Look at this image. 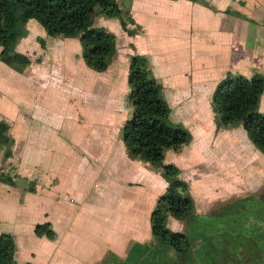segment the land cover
<instances>
[{"label":"crops","instance_id":"1","mask_svg":"<svg viewBox=\"0 0 264 264\" xmlns=\"http://www.w3.org/2000/svg\"><path fill=\"white\" fill-rule=\"evenodd\" d=\"M119 2L130 10L140 26V32L131 36L121 23L119 25L114 21L112 24L120 32L117 34L119 57L104 72L89 68L84 61V68L91 69L86 70L87 84L80 88L75 83L73 86L68 84L71 93L78 87L79 91L75 93L77 98L85 97L87 100L85 112L79 114L80 121L73 126L56 125L63 108L52 98L46 99L42 93L46 85H51L54 90L63 85H60L59 79L49 81L46 73L33 65L34 59L43 64L46 53L50 51L57 56L67 54L70 59L73 53L78 56V44L71 41L72 38L56 39V44L49 47L48 37L43 33V44H37L38 49L29 50V45L32 46L34 42L31 33H35L30 27L28 36L17 48L22 47L19 51L28 54L32 64L23 71L0 64L12 79L16 74L29 78L26 86L33 87L37 95L29 98L28 104L36 101L35 105L40 107L32 110L22 106L21 110H17L10 100L13 107L7 109L4 104L5 107L2 106L0 110V119L10 123V134L14 139L12 155L5 161L6 166H0L15 174L17 181L16 185L0 182V225L4 226L0 232L14 235L20 264H109L111 259L108 255L116 253L124 256L134 242L153 243L151 215L158 199L168 188L162 166L154 167L148 162L131 158L122 136L129 114L112 124L111 116L104 114L105 106L99 102V109L95 108L94 100L96 86H102L104 94H100V98L110 111L112 99L117 97L124 101L126 109L129 108L127 97L130 87H127L126 80L135 53L149 59L154 75L163 85L164 97L172 109L171 117L176 122L186 120L191 126H197L195 129L200 134H204L202 138L194 136L189 147L168 149L164 162L181 168L191 188L201 184L202 189H207V203L198 205L197 212L201 213L206 207L212 212V207L216 205L213 203L214 196L222 194L224 187L229 189L224 191L231 194L240 187L237 180L242 178L237 175L236 178L235 175L219 178L213 183L214 186L205 179L204 174L209 176L212 173L203 170L206 169L204 156L201 155L204 142L200 141L210 139L212 134L220 135L223 130L216 131L211 102L217 85L230 68L228 62L224 70L222 66L218 68L215 59L221 57L228 61L233 57L228 53L224 55L219 48L232 47L234 61L231 67L237 73L248 72L245 70L248 69V55H251L253 62L256 52L254 38L257 36L253 31L240 32L236 15L221 11L227 10L228 2L235 9L236 0ZM213 6L218 13H214ZM97 18L95 22L104 17ZM98 25L103 26L101 22ZM249 39L252 40L249 42ZM131 44L135 46L134 51ZM213 45L216 47L212 48ZM31 51H34L33 55ZM217 70H220L219 74ZM113 78H118L123 91L119 96L113 95L114 98L109 92L112 83L115 85L117 82ZM37 82L41 84L39 91L35 88ZM0 94V101L7 102L1 91ZM70 113L76 115L72 111ZM46 118L49 119L47 122ZM100 118L109 123H95ZM207 121L208 127L205 126ZM229 129L240 130L246 138L242 126ZM232 140L236 142L235 138ZM250 141L247 139L243 143L246 142L251 148L248 145ZM260 151L258 154L261 158ZM261 161L263 163L252 161L250 168L253 167V172L256 164L257 172L264 173V160ZM262 175V180L254 187L257 191L264 185ZM218 207L215 210L222 209L223 205ZM47 222L56 232L53 239L40 237L35 232L38 224ZM186 222L173 216L168 218V226L174 231L185 232ZM8 226L10 230H7Z\"/></svg>","mask_w":264,"mask_h":264},{"label":"trees","instance_id":"2","mask_svg":"<svg viewBox=\"0 0 264 264\" xmlns=\"http://www.w3.org/2000/svg\"><path fill=\"white\" fill-rule=\"evenodd\" d=\"M99 16L119 19L129 35L140 32L132 13L122 7L119 0H0V60L18 71L32 63L30 56L17 47L20 40L28 36L26 22L33 19L52 37L78 38L86 65L104 72L118 54V36L96 24L95 19ZM128 83V100L133 105V114L123 127L127 152L133 159L154 167L162 166L168 183L166 193L158 199L151 215L152 235L158 243L146 244L149 250L150 247L153 250L162 248V252L165 248L162 264H224L226 260H230L229 264H264V198L237 213L210 214L196 220L195 202L182 170L175 164L164 163L166 151L180 150L188 145L192 134L184 125L171 120L172 109L164 98L163 85L154 75L149 59L139 54L132 56ZM263 94L264 75L249 78L227 74L217 85L211 103L218 128L242 126L252 143L264 154ZM10 128L8 121L0 120V150L4 151L5 160L13 152L14 139ZM1 169L0 182L16 185V175ZM251 207H255L254 222L247 220L246 212ZM170 216L185 219L187 230H172L168 226ZM207 226H211L209 231ZM35 232L40 237H56L49 222L38 224ZM215 235L216 238L221 236L222 240L210 239L214 243L210 247L201 245L207 236L209 239ZM195 242L198 244L194 245ZM232 242L234 251L231 249L229 255L215 253L217 245L228 248ZM196 249L205 253L204 260L195 257ZM16 255L14 236L0 232V264H19ZM130 262L134 264L133 259Z\"/></svg>","mask_w":264,"mask_h":264},{"label":"rangeland","instance_id":"3","mask_svg":"<svg viewBox=\"0 0 264 264\" xmlns=\"http://www.w3.org/2000/svg\"><path fill=\"white\" fill-rule=\"evenodd\" d=\"M234 1L235 0H233V2ZM236 2H237V6L235 5V9H233V6H231L232 3L228 2L229 6L227 7V10H225V11L221 10V11L224 14L230 12V14L236 15L235 17L238 18V21L240 24V27H239L240 32L241 31H245V32L253 31L254 35L257 36L254 38V42H256V52H255V55L253 58V62H252L251 55H248V58H249L248 69L247 68L245 69V70H248V72H247L248 74L244 73L243 71L240 73H237L238 71H236V69L235 70L232 69V67H231L232 61H234V55H233L234 50L232 49V47H224L223 50H220V48H219V51L224 52V55H225V53H228L233 58H231L228 61H226V59H224V58L222 60L221 57L215 59L217 67L220 68L222 66L223 70H224V67L227 66L226 62H228V64H229L228 68H230L229 69L230 71H228L229 72L228 74L244 75V76L249 77V78H252V77H255L258 75H264V0H236ZM213 11H214V13H216L218 11V9L213 6ZM103 17L104 18L99 19V21L97 20L96 24L98 25V23L101 22L103 26H106L107 28L109 27L110 30L113 31L114 33L120 34V32L118 31V27H116L112 23H115L114 21H117L120 25L121 21L117 18H109L106 16H103ZM96 19H98V18H96ZM26 23H27L28 31L30 30V27H32L33 32L36 33V35H35V33H33V34L31 33V35H32L31 39H33L34 42H33L32 46L29 45L30 46L28 48L29 50H31V49L33 50V48L38 49V45H40L42 40H44V34L48 37L46 39H48L47 43H48L49 47L53 46V44H56L54 42V41H56V39H61V40L66 39L64 37H52V36L48 35L46 30L44 29V27L36 20L31 19V20H28ZM135 35L136 34L131 35V36H135ZM26 37H23L19 43H21L22 40H24ZM249 37H250V35H249ZM50 39H51V41H50ZM52 39H54V40H52ZM251 40L249 39V42ZM71 41L78 44L77 45L78 46V56L74 55V53H73V55L71 57L72 59H70L67 54H66V56L65 55L57 56L54 54V51H50V52L46 53V56L44 58L45 62L43 64L39 63L38 62L39 60L35 61V59H34V61H33L34 62L33 65L35 67L42 69L44 71V73H46L49 81L52 78L53 79H59L60 85H63L62 87H56L55 90L52 88L51 85H46V86H44V88L42 90V93L46 97V99L52 98L53 102L60 103L61 109L63 108L62 115L59 117V119L56 122V125H59L61 127L73 126L75 124V122L80 121L79 114H83L85 112V109L87 108L86 98L85 97H78L77 98V96L75 94L77 91H79V88L81 85L87 84L86 79L88 78V76L86 73L87 69L84 68L85 63H84V59H83L84 58L83 57V47H82L81 43L79 42L80 40H78L77 38H72ZM50 42L52 44H50ZM246 42H247V39H246ZM45 43H46V41H45ZM41 44H43V43H41ZM118 45L119 44H117V47H118ZM130 47H131L132 51L135 50L134 44H131ZM215 47L216 46H214V45L212 46V48H215ZM21 48H19V50H22ZM1 49L2 48L0 47V52H1ZM31 52L33 55L34 51H31ZM69 53L71 54L70 50H69ZM118 54H119V52H118ZM117 57H119V56H115L113 58L112 62ZM112 62L110 64H112ZM130 63H131V61H130ZM0 64H5V63L0 60ZM7 66L9 67V65H7ZM10 69H13V68L10 66ZM89 70H91V69L88 68L87 71H89ZM216 73L219 74L220 70H217ZM37 78H39V77L37 76ZM117 79L114 80V78H113V81H117ZM222 79H224V78L222 77ZM73 83H75L79 88L78 87H77L78 89L75 88L73 90V92L71 93L69 91L70 88H68V86L69 85L73 86L72 85ZM0 84H1L0 85L1 86L0 91L5 96V99L7 100V102L0 101V110H2V106H4V104L7 105V109L10 106L13 107L12 104L10 103V100L12 101V103L14 105H16L17 110H21L22 106L27 108V109L30 108L32 110L36 109V108H40L39 106L35 105L36 101H31L28 104L29 98H34L37 94H36V91L33 87L31 89V87L28 88L26 86L29 84V78L27 76L23 77L21 75L16 74L15 78L12 79L8 75V72L6 71V69L0 67ZM45 84H47V83H45ZM40 85L41 84L39 82H37V85L35 86L37 91H39ZM126 85L129 88L128 79L126 80ZM105 90H106V88H105ZM120 91L123 92L121 90L120 83L118 81L116 82L115 85H113V83H112V86H110V91H109L110 96L112 98H114L113 95H115V94L119 96V94H121ZM68 92H69V96H68ZM95 94H96L95 98H94L95 108L99 109V107H100L99 102L101 104H103L105 106L104 114L111 116L112 124H115L117 119H124L125 114H127V115L129 114V116H127L126 119L127 118L129 119L132 116L131 111L133 110V108H132L133 105L129 102L128 97H127V101L130 103L129 108L126 109L124 106V101L122 102L121 100H119V97H117L116 99H112V102H111L112 111H110L109 108L107 107V104L100 98V94L101 95L104 94L102 86H96ZM164 98H166V97H164ZM12 110H13V108H12ZM50 110L51 109H49V111ZM261 110L264 112V94H263L262 99H261ZM70 111L74 112L76 115L72 116ZM214 115H215V112H214ZM0 120H5V119H0ZM47 120H49V119L46 118V122H47ZM171 120L174 123H181L182 125H184L192 134V137H193L192 141L194 140V136L196 138H197V136H199L201 138L204 136V134L199 133L198 129H195V127H197V126H191L190 123H187L186 120L176 122L172 117H171ZM214 122L216 124V131L223 129L222 132L220 133V135L217 134L216 136H214L212 134L210 136V139H208L206 141H205V139L200 140L201 142H204V144L202 145V148H201V155L204 156V160H205V166L204 167L206 169H203V170L205 172H207L208 174L212 173L209 176L207 174H204L205 179H207V181L210 182L213 186H214L213 183L216 182L217 179H219V178L220 179L230 178L232 175H235V178L237 175V176H239L238 178H242V180L241 179L237 180V184H238L237 186H240V187H239V189L236 190V192L234 194H231V192H229V191L225 192L224 190H229V189H227V187H224L222 194L219 193L217 195L218 198H216L217 196L216 197L214 196L215 202H213V203H216V205L214 207H212V212H209L210 208L206 207V209L202 210L201 213L197 212V206L200 205L201 203H202V205L203 204L206 205L207 200L205 201V199L207 197L206 196L207 195V189H205V187H203V189H202L200 187L201 184L200 185H198V184L193 185L195 183H192L193 188H191V186H190V193H191V195L194 199V202H195L196 214L198 213L197 214L198 216L196 215L197 216L196 220H199V217H204L207 215L210 216V214L211 215L220 214V215L225 216V215L237 213L244 208H247V207H250V206L256 204L259 198H262V197L264 198V185L259 191H257L254 188L256 186L257 182L260 179L262 180V176H263L262 174H264V173H262L260 171L257 172V170H258L257 166L258 165H256V164H254L255 165V167H254L255 171L254 172L251 170V168H253V167L250 168V166L253 165L252 161L262 162L261 160L262 159L264 160V154H262V152L260 150H257L258 148L252 143V141H250V139L247 135V132L245 130L244 131L246 133V138L250 141V143L248 145H251V146H249L251 148H248V146L245 144L246 142L243 143L244 141H247V139L244 137V134H242L240 130L235 131V130H231L229 128H228L229 130H225L226 128H218L217 123H216V116H215ZM95 123L101 124V123H107V121L103 118H100L99 120L95 121ZM185 123H187L188 126ZM207 123H208V121L206 122L205 126H207ZM205 136L208 137V134H206ZM233 138H235L236 142H233V140H232ZM192 141L189 143L190 145H191ZM189 144L186 146L189 147L190 146ZM259 151H260L263 158L262 157L260 158V156L258 154ZM5 161L6 160L4 158V151L2 150V158L0 159V165L4 166ZM222 163H224V164L221 165ZM226 163H227V166H226ZM1 170L5 171L4 168H2ZM227 174H228V177H226ZM182 176L185 179L184 174H183V170H182ZM204 180H203V182H204ZM188 184L191 185L189 182H188ZM202 197H203V199H202ZM217 205L218 206L223 205V208L219 209V210H215V208L218 207ZM254 208L255 207H251L249 209V211L246 212V214L248 215L247 220L250 219V222H254V218H253ZM207 223L209 224L210 220H208ZM184 224L186 225L187 222ZM151 227H152V221H151ZM191 227H193V224H191ZM1 228L3 229L4 226L0 225V229ZM210 229H211V226H207V230L209 231ZM7 230H10V226L7 227ZM207 237H209V236H207ZM207 237L201 241V245L210 247L212 244H214V243L210 242V239L218 240V241L222 240L221 236H218L216 238V235H215L213 238H209V239ZM153 242L155 244L158 243L156 240H153ZM146 244H147L146 242H143V243L142 242H134V243H132V245L128 249V252L124 256H119L116 253H112V254L108 255L107 257H109L111 259L109 264H131V262H130L131 259H133L134 264H162V260H163L162 253L165 252V248H163L162 252H161L162 248H160L158 250H155V249L153 250V248L150 247V250H149V247ZM197 244H198V242H195L194 245H197ZM228 248H226L223 245L222 246L217 245L216 248H214V250H216L215 251L216 254L229 255L231 252V249H232V251H234L233 250V242H232L231 247H228ZM193 254L195 255V257L197 259L204 260L203 257L205 255V253L202 254L201 251H199V249H196ZM16 259H17V255H16ZM219 260L224 261L221 258ZM17 261H18V259H17ZM229 262H230V260H226V261H224V264H229ZM19 264H20V262H19Z\"/></svg>","mask_w":264,"mask_h":264}]
</instances>
